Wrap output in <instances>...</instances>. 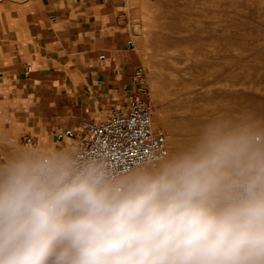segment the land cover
I'll return each instance as SVG.
<instances>
[{
	"label": "clouds",
	"instance_id": "clouds-1",
	"mask_svg": "<svg viewBox=\"0 0 264 264\" xmlns=\"http://www.w3.org/2000/svg\"><path fill=\"white\" fill-rule=\"evenodd\" d=\"M0 264H264V147L210 133L112 183L60 158L0 172Z\"/></svg>",
	"mask_w": 264,
	"mask_h": 264
},
{
	"label": "rangeland",
	"instance_id": "rangeland-1",
	"mask_svg": "<svg viewBox=\"0 0 264 264\" xmlns=\"http://www.w3.org/2000/svg\"><path fill=\"white\" fill-rule=\"evenodd\" d=\"M121 7L141 70L137 97L150 102L152 126L166 137L161 161L194 153L210 133L243 132L264 147V0H121ZM7 129L0 125V139ZM14 133L0 141L6 154H28L13 146ZM145 169L154 173L152 165L132 171Z\"/></svg>",
	"mask_w": 264,
	"mask_h": 264
},
{
	"label": "crops",
	"instance_id": "crops-1",
	"mask_svg": "<svg viewBox=\"0 0 264 264\" xmlns=\"http://www.w3.org/2000/svg\"><path fill=\"white\" fill-rule=\"evenodd\" d=\"M121 10V0H0V125L9 128L1 142L15 131L28 158L66 160L82 119L139 95ZM3 145L0 172L26 159Z\"/></svg>",
	"mask_w": 264,
	"mask_h": 264
},
{
	"label": "built area",
	"instance_id": "built-area-1",
	"mask_svg": "<svg viewBox=\"0 0 264 264\" xmlns=\"http://www.w3.org/2000/svg\"><path fill=\"white\" fill-rule=\"evenodd\" d=\"M140 74L137 69L136 78ZM69 135L70 155L66 160L77 170L94 168L112 183L168 154L164 132L152 126L150 102L137 96L127 102L126 108H112L103 118L82 119L78 130Z\"/></svg>",
	"mask_w": 264,
	"mask_h": 264
},
{
	"label": "bare ground",
	"instance_id": "bare-ground-1",
	"mask_svg": "<svg viewBox=\"0 0 264 264\" xmlns=\"http://www.w3.org/2000/svg\"><path fill=\"white\" fill-rule=\"evenodd\" d=\"M139 40L142 42V43H144L145 41H146V34L145 33H142L141 34V36L139 37ZM160 127H161V125H159ZM70 139L72 138V137H69ZM14 147H16V148H18L19 150H26L27 148H24L23 146H21L19 143H18V146H16V145H13ZM4 147V146H3ZM28 150V149H27ZM4 151H5V149H4ZM24 156L26 157V158H28V156L24 153ZM18 161H20V160H18ZM167 164H169V162L168 161H161L160 160V162L159 163H157V164H152V167H153V171L154 172H158V171H160L163 167H165ZM135 170V169H134ZM140 170V169H139ZM136 173H142V172H134V171H131V172H129L128 174H126L125 176H124V178H127V177H129V176H131V175H134V174H136ZM123 177L121 178V180H123L124 179ZM120 180V181H121Z\"/></svg>",
	"mask_w": 264,
	"mask_h": 264
},
{
	"label": "snow or ice",
	"instance_id": "snow-or-ice-1",
	"mask_svg": "<svg viewBox=\"0 0 264 264\" xmlns=\"http://www.w3.org/2000/svg\"><path fill=\"white\" fill-rule=\"evenodd\" d=\"M137 143H139V141H137Z\"/></svg>",
	"mask_w": 264,
	"mask_h": 264
}]
</instances>
